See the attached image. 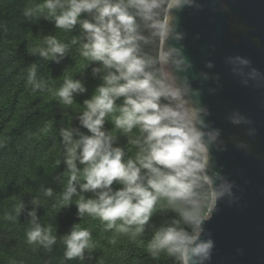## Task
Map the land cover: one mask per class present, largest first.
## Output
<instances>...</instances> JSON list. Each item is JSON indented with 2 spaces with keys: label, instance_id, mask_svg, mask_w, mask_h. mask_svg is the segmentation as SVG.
<instances>
[{
  "label": "clouds",
  "instance_id": "clouds-1",
  "mask_svg": "<svg viewBox=\"0 0 264 264\" xmlns=\"http://www.w3.org/2000/svg\"><path fill=\"white\" fill-rule=\"evenodd\" d=\"M200 7L198 0H30L22 10L29 22L43 20L54 30L73 33L64 40L40 32L28 55L61 64L74 51L82 61L79 71L62 72V82L53 87L50 78L38 75L36 59L25 77L33 93L47 92L72 109L88 92L85 73L98 81L73 116L77 124L70 121L56 133L55 166L64 167L55 180L62 191L42 186L41 196L54 201L55 215L74 204L78 221H99L104 233L114 234L110 244L127 237L152 258L163 255L173 264H209L215 241L205 225L218 202L236 199L234 182L213 157V151L225 150L222 130L208 120L202 87L194 86L207 74L194 73L183 43L179 14ZM225 63L244 86L264 81L247 57L230 55ZM205 66L211 68L212 62ZM227 120L234 127L252 123L235 109ZM52 129L48 122L40 131L48 135ZM254 132L247 129L248 135ZM29 203L26 208L19 200L3 219L16 223L24 214L25 242L51 252L58 235L37 214L45 201L38 196ZM59 239L65 260L83 262L97 246L92 229L79 222Z\"/></svg>",
  "mask_w": 264,
  "mask_h": 264
},
{
  "label": "trees",
  "instance_id": "trees-1",
  "mask_svg": "<svg viewBox=\"0 0 264 264\" xmlns=\"http://www.w3.org/2000/svg\"><path fill=\"white\" fill-rule=\"evenodd\" d=\"M29 3L30 0H0V141H3L0 147V264H173L163 255L152 258L145 246H138L127 237H117V243L110 244L109 238L114 234L104 233L99 221L88 217L78 221L74 204L55 215L51 210L54 201L41 196L42 186L53 188L57 194L62 191V186L55 180L64 167L63 163L58 168L55 166L60 154L56 133L70 121L74 126L77 124L73 116L98 81L85 73L88 92L77 97V104L72 109H64L47 92L33 93L26 86V68L37 59L26 50L39 42L40 32H51L64 40L73 35L54 30L52 24L43 20L38 23L27 21L22 10ZM36 63L38 75L50 78V84L58 87L63 79L62 72L79 71L82 61L73 51L61 64L38 59ZM48 122L53 124L52 132L43 135L40 130ZM38 196L45 201L44 207L37 209L41 223L51 224L58 235L51 252L33 250L25 242L29 225L24 214L16 223L3 219L19 200L23 199L26 208H31L30 199ZM154 221L158 223L159 218L154 217ZM74 222L91 228L97 245L90 255L86 254L83 262L65 260L64 246L59 239ZM150 235V231L145 234V245Z\"/></svg>",
  "mask_w": 264,
  "mask_h": 264
},
{
  "label": "water",
  "instance_id": "water-1",
  "mask_svg": "<svg viewBox=\"0 0 264 264\" xmlns=\"http://www.w3.org/2000/svg\"><path fill=\"white\" fill-rule=\"evenodd\" d=\"M186 8L180 24L186 33L185 52L194 73L207 79L202 100L208 120L222 130L224 151H213L216 166L234 182L235 201L218 202L205 227L215 241L209 264H264V81L247 86L234 75L225 58L241 55L264 73V0H198ZM207 61L212 67L205 66ZM238 110L251 125L232 126L228 115ZM255 129L248 135L247 129Z\"/></svg>",
  "mask_w": 264,
  "mask_h": 264
}]
</instances>
